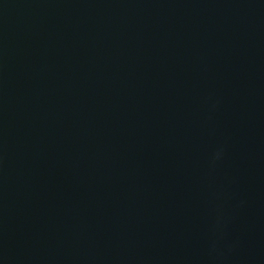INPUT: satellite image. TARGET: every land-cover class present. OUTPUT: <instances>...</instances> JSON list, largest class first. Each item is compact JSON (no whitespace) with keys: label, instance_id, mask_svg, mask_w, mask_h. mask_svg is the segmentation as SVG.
Masks as SVG:
<instances>
[{"label":"water","instance_id":"obj_1","mask_svg":"<svg viewBox=\"0 0 264 264\" xmlns=\"http://www.w3.org/2000/svg\"><path fill=\"white\" fill-rule=\"evenodd\" d=\"M0 264H264V0H0Z\"/></svg>","mask_w":264,"mask_h":264}]
</instances>
